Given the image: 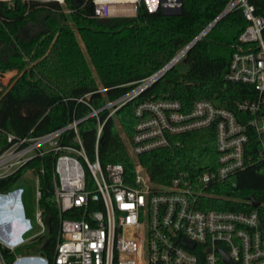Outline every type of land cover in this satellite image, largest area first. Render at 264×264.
Listing matches in <instances>:
<instances>
[{
  "label": "built area",
  "instance_id": "built-area-1",
  "mask_svg": "<svg viewBox=\"0 0 264 264\" xmlns=\"http://www.w3.org/2000/svg\"><path fill=\"white\" fill-rule=\"evenodd\" d=\"M15 0H0L9 7ZM39 6L63 5L64 0H21ZM183 0H82L93 9V17H134L139 7L153 14L181 9ZM240 10L246 27L238 36L225 80L253 87L256 98L237 103L248 118L197 101L184 109L178 101L156 100L138 104L134 110V133L130 155L137 159L154 150L177 147V137L213 127L217 151L216 167L204 172L179 170L166 183L151 180L150 170L135 162L127 175L121 164L101 166L98 140L107 118L160 79L187 53V47L203 38L224 16ZM73 13V10H65ZM264 18L255 14L250 0H228L222 12L159 71L125 95L91 110L82 119H72L46 134L24 138L7 135L0 146V179L16 173L27 163L54 154L52 184L59 212V231L51 259L43 253L20 254L33 238L43 239L46 222L39 208V174L35 177L33 212L25 209V188L15 185L0 192V264H264V218L257 210L237 212L207 209L216 188L234 174L253 165H264ZM104 90H99L102 93ZM97 120L94 158L84 151L78 125L86 118ZM72 131L79 148L61 145L63 134ZM1 134V131H0ZM255 137L256 150H252ZM6 201L7 213L2 211ZM261 206L264 207V204ZM255 208V209H257ZM70 214L71 217H64ZM23 228L13 231V223ZM8 251L12 259L3 255Z\"/></svg>",
  "mask_w": 264,
  "mask_h": 264
},
{
  "label": "trees",
  "instance_id": "trees-1",
  "mask_svg": "<svg viewBox=\"0 0 264 264\" xmlns=\"http://www.w3.org/2000/svg\"><path fill=\"white\" fill-rule=\"evenodd\" d=\"M64 0L59 5L25 4L15 0L9 7L0 2V74L16 71L0 90V146L6 136L36 137L57 130L72 119H82L91 110L125 95L162 69L178 51L190 43L224 9L228 0H183L180 15L148 13L139 7L134 17H93L90 5ZM255 14L264 18V0H250ZM70 13L67 21L65 10ZM240 10L220 19L197 41L184 57L160 79L107 118L98 140L101 166L121 164L127 175L135 162L150 170L155 183L168 182L179 170L204 172L216 167L217 151L213 127L177 137L179 146L154 150L134 159L121 133L131 140L134 110L145 101L172 100L189 110L197 101H208L217 108L241 114L237 103L256 98L253 87L225 80L238 36L246 27ZM44 27L35 36L20 35L24 28ZM264 39V30H263ZM178 65L181 68H178ZM104 90L102 93L99 90ZM97 120L89 117L78 125L81 145L93 160ZM69 131L61 145L79 148ZM256 150L255 137H251ZM54 154L36 158L16 173L0 179V192L7 191L28 171L38 172L41 198L39 208L47 218L43 239L31 240L17 248L24 254L43 253L49 259L59 231V212L53 195ZM207 209L251 212L264 218V207L253 208L251 200L264 204V165L247 167L211 188ZM64 217H71L65 214ZM16 249V250H17ZM8 260L11 253L3 251ZM51 264V263H50Z\"/></svg>",
  "mask_w": 264,
  "mask_h": 264
},
{
  "label": "rangeland",
  "instance_id": "rangeland-1",
  "mask_svg": "<svg viewBox=\"0 0 264 264\" xmlns=\"http://www.w3.org/2000/svg\"><path fill=\"white\" fill-rule=\"evenodd\" d=\"M71 16L69 14H67V21L69 23H71ZM178 68H181L178 65ZM16 74V71H11V72H6L3 74H0V90L2 89V87L6 86L8 84V82L10 81V79L12 77H14V75ZM121 138L125 143V146L130 154V149H129V141H127V139L124 137V135L121 133ZM16 185H22L25 188V202L27 204V213L28 214H32L33 212V201H34V193H35V177L33 176V174L31 172H27L24 176H22L16 183ZM23 230L22 227H20V225L17 222L13 223V231L15 233H19ZM17 253L20 254H24L22 253L20 250H16Z\"/></svg>",
  "mask_w": 264,
  "mask_h": 264
},
{
  "label": "water",
  "instance_id": "water-1",
  "mask_svg": "<svg viewBox=\"0 0 264 264\" xmlns=\"http://www.w3.org/2000/svg\"><path fill=\"white\" fill-rule=\"evenodd\" d=\"M77 3H82V0H78ZM162 14L164 15H180L181 14V9H169V10H164L162 11ZM32 34L33 35H36L40 32H42L44 30V27H39V26H35V27H32ZM22 34V32L20 33V35ZM194 45V43L190 44L188 47H187V50H189L192 46ZM0 47H2L0 45ZM250 204L252 205L253 208H257L259 206V202L255 201V200H251L250 201ZM47 220V218L45 219V221ZM33 240H37V237L33 238ZM224 260L227 264H231L227 257L224 255Z\"/></svg>",
  "mask_w": 264,
  "mask_h": 264
},
{
  "label": "flooded vegetation",
  "instance_id": "flooded-vegetation-1",
  "mask_svg": "<svg viewBox=\"0 0 264 264\" xmlns=\"http://www.w3.org/2000/svg\"><path fill=\"white\" fill-rule=\"evenodd\" d=\"M31 28H32V27H30V28H24V29L22 30V34H21V36H23L24 34H26L28 37L35 36V35L32 34V29H31Z\"/></svg>",
  "mask_w": 264,
  "mask_h": 264
},
{
  "label": "crops",
  "instance_id": "crops-1",
  "mask_svg": "<svg viewBox=\"0 0 264 264\" xmlns=\"http://www.w3.org/2000/svg\"><path fill=\"white\" fill-rule=\"evenodd\" d=\"M24 202H25V199H24ZM7 206H8L7 202L4 201L3 204H2V206H1L2 211H4V212L7 213ZM25 209H26V212H27V204H26V202H25Z\"/></svg>",
  "mask_w": 264,
  "mask_h": 264
}]
</instances>
